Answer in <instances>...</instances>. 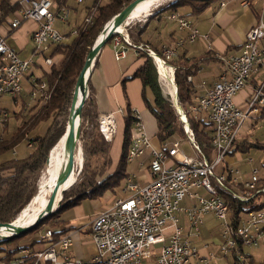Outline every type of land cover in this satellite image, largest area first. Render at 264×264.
I'll use <instances>...</instances> for the list:
<instances>
[{
    "label": "built area",
    "instance_id": "1",
    "mask_svg": "<svg viewBox=\"0 0 264 264\" xmlns=\"http://www.w3.org/2000/svg\"><path fill=\"white\" fill-rule=\"evenodd\" d=\"M169 2L173 4L175 1ZM18 4L19 10L17 16L10 21V30H18L23 23L34 21L37 24V30L32 36L34 55L44 59L40 65L52 66L50 54L53 48L66 40L65 35L55 29V21L60 18L63 23H67L68 10L63 8L57 15L53 0H18ZM160 7L161 5L152 9L146 16V21L148 17L160 13ZM262 7L258 22L247 32L240 52L223 59L222 77L203 97L198 98L188 111L196 119H201V113L206 114L213 130L212 156L208 158L196 143L188 115L179 104L178 96L174 99L171 95L172 104L183 123L187 141L196 153L195 158L181 151L182 141L166 143L161 145L160 149H153L144 132L140 114L133 110L135 137L128 151V161L133 162L151 151L148 163L151 180L146 185H141L135 181V176H130L124 189L126 196L99 212L93 219L91 240L96 248L95 256L90 261L71 258V234L56 239L55 231L49 229L40 236L39 242L47 245L45 249L30 251L24 248L21 257L13 259L10 264H192L198 251L184 239V231L179 223L181 214L187 217L196 234H200L207 215L215 217L221 225L223 241L220 251L225 256L236 253L239 243L243 246H258L264 243V209L243 214L235 225L230 220V207L220 195L222 190L229 192L240 202H249L256 194L264 193V188L257 190V169L251 172L250 179L240 182V172L229 168L226 163L236 149L245 123L252 119H264V78L254 86L245 109L234 102L237 94L245 89L253 78L260 73L264 75V47H261L264 40V0ZM94 12L95 9L81 24L83 31L92 23ZM163 19L169 23H177L181 30L188 31V36L178 40L171 48L165 46L162 56L150 47L133 44L127 30L115 35L113 43L118 48L125 42L136 50H146L148 56L153 59L158 74L160 75L158 64L162 61L173 71L175 82V70L168 65V61L178 55L179 49L184 47L186 42H195L200 33L191 21L178 13L169 12ZM80 30H71L72 36H77ZM126 53L127 49L122 48L116 51L115 57L120 60L126 57ZM36 62L34 56L22 58L10 47L6 39L0 36V95L8 94L16 101L23 91L26 76ZM30 83L32 89L28 95L29 103L48 89L47 83L40 76L32 77ZM9 119L10 114L0 110L1 124L8 123ZM98 120L100 132L111 142L118 131L114 116L108 114L100 116ZM33 145L34 143H30L28 148ZM225 167V171L221 170ZM228 176L231 179L229 181ZM230 181L235 184V188L229 185ZM200 189L209 197L194 192ZM186 198L195 201V205L188 208L182 206L181 203ZM213 258V255H210L207 260Z\"/></svg>",
    "mask_w": 264,
    "mask_h": 264
},
{
    "label": "trees",
    "instance_id": "2",
    "mask_svg": "<svg viewBox=\"0 0 264 264\" xmlns=\"http://www.w3.org/2000/svg\"><path fill=\"white\" fill-rule=\"evenodd\" d=\"M133 1L108 0L104 2L103 0H93V5L88 9L87 16L94 9L95 12L93 13L92 23L87 30L83 31L80 25L77 27L81 29L77 36H72L70 31L65 35L66 40L53 48L50 54L53 64L47 67L49 71H45V76H43L44 78L42 77V80L48 85L47 91L42 92L33 101L35 105L27 106L26 104L23 107L25 109L14 115L16 119L20 120L19 125L14 130L9 131L4 128V134L0 135V223H10L16 219L18 220L31 204V201L37 197L40 189L51 179L54 153L50 166H46V161L50 151L65 132L75 85L90 50L104 26ZM166 1L168 0H162L159 8L161 10L160 13L148 17L144 23L137 22L128 26L129 38L135 45L149 47L148 42L144 38L146 25L151 19L160 15L161 12L170 9L171 12L177 13L178 9L188 7L191 13L187 16H182L186 18L201 14L213 6L220 5L225 0H176L173 4H170V2L165 3ZM59 5V9L64 7L61 4ZM0 9L2 10V20L8 16L10 17L8 21L10 27V21L13 19L11 17L17 15L19 4L11 6L8 0H2ZM113 39L114 37L108 43L112 42ZM155 51L159 56H162V51ZM137 53L140 59L143 60V64L128 80L139 79L142 82V98L146 108L153 115V118L156 119L157 138L160 144L163 146L166 143L175 142L177 138H185L184 126L176 113L174 105L161 91L157 68L153 59L148 56L146 50H137ZM198 62L195 59H186L185 56L178 53L175 58L168 61V65L175 70L174 77L176 89L178 88V101L188 115L195 141L203 148L204 154L210 158L213 153V130L209 122L203 119H196L188 112L194 104L192 98L193 85L189 78L199 69L200 63ZM41 67L44 66L41 65ZM95 106L94 89L89 84V97L82 115L83 169L80 178L64 193L62 205L56 214L53 215H57L56 221L51 224V227L57 225L59 227L62 224L60 221V213L62 211L78 205L85 198L97 200L102 198L107 192L115 193L130 177L127 172V166L130 164L128 151L133 140L134 118L131 116L132 111L129 108L126 109V118H124L126 128L122 155L116 170L111 172L112 159H110V152L112 142H108L100 132L99 115ZM42 125L46 127L41 135L39 127ZM36 130L40 135L36 137L30 136ZM30 143H35L36 146L25 155H21L17 151L20 146L27 148ZM252 149H257L264 153V143L260 140L251 142L248 138L241 143L237 141L236 149L231 156L236 152L241 154L249 153ZM225 169L227 168L225 167L221 170L225 171ZM44 170L45 172L39 185V180ZM229 180H231L230 176H228ZM258 180L257 190H261L264 188V176H259ZM220 195L230 207V220L235 225L238 224L243 214L264 209V193L261 192L256 194V197L249 202H240L233 198L229 192L222 190H220ZM44 225L45 221L43 222ZM39 228L37 226L21 237L0 240V252L6 251L7 254L2 261L10 263L14 254L24 249L19 246L20 240L31 234L37 235L41 233L43 230H39ZM49 229L52 228L45 230ZM54 231L56 239L64 234V232ZM9 247H12L10 248L12 250L9 251ZM237 247L238 251L232 254L234 264H255L252 256L244 255L243 247L245 246L239 243ZM242 255L246 257V261H241L240 256Z\"/></svg>",
    "mask_w": 264,
    "mask_h": 264
},
{
    "label": "crops",
    "instance_id": "3",
    "mask_svg": "<svg viewBox=\"0 0 264 264\" xmlns=\"http://www.w3.org/2000/svg\"><path fill=\"white\" fill-rule=\"evenodd\" d=\"M8 1L11 6L18 3V0ZM53 1L55 7L54 9L58 11L57 15H59L63 8L68 10V19L67 23H64V28L63 25H56L55 28L63 35H66L71 30L76 29L81 24H83L85 18L87 17L88 9L93 5V2L85 5L84 20L79 23L80 12L79 10H76V8L69 5V0ZM1 2L2 0H0V4ZM57 2L64 7L59 9L60 5ZM161 2L162 1L151 7L136 21H140L143 17L148 16L152 9L161 5ZM83 3H85L84 0H82L81 3L76 1L75 7L78 6L77 4ZM262 6L263 0H225L220 5L213 6L201 14L186 17V19L191 21L194 28H197L200 33V37L195 42H186L185 46L179 49V54L185 56L186 59H195L199 61L198 63H200L199 69L189 78V81L193 85L192 98L194 102L198 98L203 97L205 93L211 89L214 84L222 77L224 71L223 59L234 56L240 52V47H242L245 43L247 32L250 31V29L258 22L257 20L259 19L263 9ZM169 12H171L170 9L161 12L160 15L162 16H156L146 25V35L144 38L146 42H148L149 47H152L154 50L163 51L165 46H169L171 48L178 40L188 36V31L181 30L177 23H169V21L163 19ZM177 13L180 16H187L191 13V10L188 7H183L178 9ZM16 16L17 15L11 18ZM71 16L74 26L72 28H70V26L67 28L70 22L69 18ZM1 17L2 10L0 9V36H3L6 39L10 47L22 58L28 59L33 54H35L32 36L37 30V24L34 21H27L23 23L18 30L11 31L8 22L10 17L8 16L4 20H2ZM131 24L132 23H130V25ZM66 29L67 31L65 32ZM203 36H207L208 38H203ZM261 47H264V40L261 42ZM122 48L127 49L126 57L118 60L115 57V53ZM41 63L42 61L37 59V62L34 65L35 68L41 72L40 75L36 74V71H34L35 69L30 71V73L25 78L23 91L20 97L15 101L17 106L21 107L22 109L26 104L28 106L30 104L32 106L35 105V102L29 103L28 95L32 89L30 83L31 78L34 76L43 77L45 76L44 72L49 71L47 67H41ZM142 64L143 60L140 59L136 49L130 47L125 42H123L118 48L112 41L106 44L101 50L96 59L95 65L93 66L94 68L89 79V84L94 89L96 104L95 107H97L99 117L112 114L117 123L118 131L111 141V172L116 170L122 155L126 128L124 118H126L125 113L127 108H129L132 112L134 110L140 114L144 132L150 139L153 149L161 148V144L157 138L158 128L156 119L153 118V115L146 108L142 98V82L139 79L128 80V78L132 77ZM263 78L264 75L262 73L253 78L248 86L237 94L234 100L235 104L240 108L245 109L249 97L253 92L254 86L258 85V83L262 81ZM200 116L201 119H207V116L204 113H201ZM251 121V129L257 128L256 126L259 123L264 126V119H252ZM10 122H12V124L9 126L8 130L12 131L19 125L20 120L13 116L12 119H9L8 123L10 124ZM43 129H45L44 125L39 127L40 134H42L44 131ZM132 134L134 138L135 133L133 129ZM247 138L248 137L245 132L243 133V131H241L238 142L241 143ZM248 139L251 141L250 138ZM262 143H264V139L262 140ZM19 153L21 155H25L27 153V148L23 149V152L20 151ZM150 154L151 151H148V153L142 157L130 162L133 163V168L131 171L127 170L129 175L131 177L135 176V181L139 182L141 185H146L151 180L148 171ZM226 163L229 168H235L238 170L237 166L242 163V154L236 152L227 159ZM243 172L246 173L245 170H243ZM247 180L248 179H242L241 175L239 174L240 182H245ZM229 185L235 188V184L232 181H230ZM125 187L122 190L123 193H121V196L119 197H117L115 191V193L107 192L102 198L97 200L85 198L78 205L70 208H74L78 211L75 216L71 217L70 220H62L60 218L62 224L60 225L61 228L57 231L64 232V234L61 233L62 235L71 234L72 236L73 246L69 255L71 258L90 261L95 256L96 248L91 240V223L93 219L99 214V212L111 207L116 201L126 196L124 193ZM86 199L89 200L97 212L87 216L84 215L82 203ZM183 203L184 207L187 206L186 208H188L194 206L196 202L188 198ZM179 223L184 231V239L187 240L191 246L196 248L198 251L197 257L194 259L192 264H210L212 261H215L216 256H214V254L211 252V246L216 245L220 250V244L223 241V239H219L218 235L221 234L219 233L221 232V225L219 221H217L212 215H207L205 217L204 225L201 228L200 234L195 233L184 214L180 215ZM210 255H213L214 258L208 261L207 259L210 257Z\"/></svg>",
    "mask_w": 264,
    "mask_h": 264
},
{
    "label": "rangeland",
    "instance_id": "4",
    "mask_svg": "<svg viewBox=\"0 0 264 264\" xmlns=\"http://www.w3.org/2000/svg\"><path fill=\"white\" fill-rule=\"evenodd\" d=\"M103 1L106 2L108 0H103ZM169 1L170 0L166 1L165 3L169 2ZM68 2H69V5L71 7H74V8H76V10H79V12H80L79 23H80V22H82L84 20V16H85L84 7H85V5L93 2V0H84L85 3L77 4L78 5L77 7H75L76 6V4H75L76 1L75 0H69ZM69 20H70V22H69L67 28H69V26H70V28H72L74 26V22L72 20V16L69 18ZM137 22H142V23L146 22V17H143L140 21H135L132 24H136ZM56 25L57 26L58 25H61V26L63 25V28H64V23L62 22V20L60 18H56L55 28H56ZM66 31H67V29L65 30V32ZM32 56H34L35 61H37V59H40L41 61H44V59L40 58L38 55L35 56L33 54ZM33 69H35L34 71H36L37 75H40L41 72L39 70H37L35 68V66H33L32 69H30V70H33ZM157 77H158V82H159V85L161 87V91H162L163 95L166 98H168L173 103V99H172V96H171L172 95V88L168 85V83H166V81H164V80L162 81L161 80V76L158 74V71H157ZM177 96H178V94H177ZM21 109L22 108L17 106V104L15 103V99L14 98L9 96L8 94L0 95V110L6 111L7 113H9L11 115V119L14 116V114L20 113L22 111ZM23 109H25V108H23ZM175 110H176V108H175ZM176 113H177V110H176ZM177 115H178V113H177ZM26 116H27V114H26ZM203 120L208 122V120L206 118H203ZM12 122H10V124L9 123L1 124V122H0V135L1 136H2V134H4V128L8 129L9 126L12 124ZM251 123H252L251 120H249V121H247L245 123V125L243 126V130H242L243 133L245 132L247 137L251 139V142H255V141H258V140L262 141L264 139V126L261 123H259L256 126L257 128H252L251 129L250 128ZM37 135H40V134L36 130L30 136L36 137ZM175 141H182L180 149L185 155H187L189 157H192V158L196 157L195 156L196 153H195L192 145L189 143V141H187L186 137L183 138V139L177 138ZM35 146H36V144L34 143L32 148H28L27 147V152L31 151ZM80 146L82 148L83 155H80L77 158L76 170H75V173H73V180L71 181V183H69L70 185L72 183H74L75 180L77 181L80 178V175H81V172H82V169H83L84 151H83V147H82L83 146L82 136H81ZM25 148H26L25 146H20V149H18L17 151L18 152H20V151L23 152V149H25ZM60 158H61L62 161H61V163L59 162L60 166L58 164V172L60 171L61 166H63V164L66 161V157L61 155V153H60ZM251 160H252V162L249 163ZM237 167H238V170L240 171L241 178L244 179V180L250 179L251 172L254 169H257L259 171V176H264V153L261 152L260 150L252 149L249 153L242 154V163H240ZM132 168H133V163L128 164L127 170L131 171ZM243 170H245L246 173H244ZM218 171L219 170H217V172ZM44 172H45V170L42 172V175H41L40 180H39V185L41 183V180H42ZM50 180L48 181V183H50L49 185L47 183L41 189L38 188V189H40V191H39L37 197L33 201H31V204L27 207V209L25 210L23 215H21L20 218H22V217H26L27 218L28 217V218H30L32 220V219L36 218V216L39 213V211H41L44 208V205L46 204V202L48 200V197L50 195V191H51V189L53 187V183ZM125 184L126 183H123L122 186L116 190L117 197L121 196V193H123L122 190L126 186ZM194 192H199L202 196L204 195L205 197H209V195L203 189L194 190ZM186 199H188V198H186ZM62 200H63V197H62ZM62 200H60L61 201L60 206L62 205ZM183 202L181 203L182 206H184ZM82 207L84 208V215H86V216L97 212L93 208V206L91 205V203L89 202L88 199L84 200V202L82 203ZM185 207H187V206H185ZM77 212L78 211L75 210L74 208L66 209V210H64V211H62L60 213V218L62 220H70L71 217H73V216H75L77 214ZM54 214H56V213H54ZM53 215L49 216L48 218H46L44 220L45 221V225L44 226H43V222L44 221L41 224L38 225L40 227L39 230L40 229L43 230L41 233H38L37 235L36 234H31L29 236H26V237L22 238L20 240V242H19V246L21 248H28V249H30V251L45 249L47 247V245L39 242L41 234H43L45 229H48V228H52L54 230H59L61 228L60 227L61 224L59 225V227H58V225L54 226V227H51L52 226L51 224H54V221H56V216H57V215H55V216H53ZM219 233H221V232H219ZM1 235L3 236L2 233H0V236ZM218 235H219V239H222V237H221L222 233L218 234ZM10 248H12V247H9V249H8L9 251L12 250ZM243 249H244V255L245 256H248V255L252 256L253 260L255 261V264H264V243H260L258 246H255V245L245 246V247H243ZM211 252L214 254V256H216V258H215L216 260L212 261L210 264H232V263H234V258L230 254L228 256H225L224 254H222L221 251L219 250L218 246H216V245H212L211 246ZM6 255H7L6 251L0 252V264H7L6 262H2L1 261V259L4 258ZM21 255H22L21 251L17 252V253L14 254L13 259L20 258ZM244 255L240 256L241 261H246V257ZM13 259H12V261H14ZM10 263H8V264H10Z\"/></svg>",
    "mask_w": 264,
    "mask_h": 264
},
{
    "label": "water",
    "instance_id": "5",
    "mask_svg": "<svg viewBox=\"0 0 264 264\" xmlns=\"http://www.w3.org/2000/svg\"><path fill=\"white\" fill-rule=\"evenodd\" d=\"M142 1L144 2L146 0H134L125 9L119 12V14L116 15L106 26H104V29L102 30L94 46L90 50L85 65L80 72L75 85L71 107H69L70 112L65 132L64 134H62L63 136L59 139L57 144L50 151L48 160L46 161V166H50V161H52L55 149H57V147L62 144L66 154V161L63 166H61L60 171L56 174L57 176L55 177L53 187L50 191V195L46 204L44 205V208L37 214L34 221L27 226L18 227V225H16L17 219L14 222L10 223H0V229L9 228L13 230V233H11V235L0 236L1 240H10L16 237H21L30 230L36 228L46 218L56 213L60 208V200H62L63 194L75 184L76 180L71 185L66 186V184L73 176V173H75L77 158L80 155H83L82 148L80 146L82 133V115L84 106L89 97V79L94 68L93 66L95 65L96 59L104 46L110 41L111 38L119 34V28L127 30L128 26L130 25L129 20L132 16V13L137 9ZM171 1L174 2L176 0ZM82 90L83 93H81ZM80 93L82 94L81 98ZM59 193L61 195V198L59 200L58 207L55 208L56 199Z\"/></svg>",
    "mask_w": 264,
    "mask_h": 264
},
{
    "label": "bare ground",
    "instance_id": "6",
    "mask_svg": "<svg viewBox=\"0 0 264 264\" xmlns=\"http://www.w3.org/2000/svg\"><path fill=\"white\" fill-rule=\"evenodd\" d=\"M160 1H162V0H146L144 2L142 1V3L137 7V9L132 13V16L129 20V23L135 22L141 15L146 13V11H148L151 7H153L155 4L159 3ZM124 32H125V29L119 28L118 33H124ZM158 69H159L160 75L162 77V80L163 79L166 80V83H168V85L172 88V95H173L174 99H176L177 92H176V86H175L174 78L172 77L173 71L171 69H169V67H167L162 61H159ZM87 75H86V77H87ZM81 93H83V90L81 91ZM81 93H80V98L82 96ZM60 153H61V155L66 157V154H65V151L63 149L62 144H60V146L57 147V149H55V152H54L53 163H52V177L50 180L53 184H54L55 177L57 176L56 174L58 173V164H59V162L61 163V161H62L60 158ZM59 166H60V164H59ZM72 180H73V176L71 177L69 182L66 184V186H69L70 185L69 183H71ZM49 184L50 183H48V185ZM60 198H61V195L59 193L57 196V199H56L55 208L58 207V203H59ZM34 219L31 220L28 217L27 218L26 217L18 218L16 225H18V227L19 226H27L30 223H32L34 221ZM0 233H2L3 236H7V235H11V233H13V230H11L9 228H6V229L2 228V229H0Z\"/></svg>",
    "mask_w": 264,
    "mask_h": 264
}]
</instances>
